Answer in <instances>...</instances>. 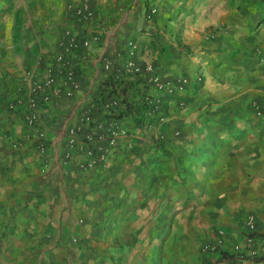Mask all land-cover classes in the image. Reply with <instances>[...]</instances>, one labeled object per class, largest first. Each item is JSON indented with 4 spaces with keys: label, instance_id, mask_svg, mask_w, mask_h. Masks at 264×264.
<instances>
[{
    "label": "crops",
    "instance_id": "obj_1",
    "mask_svg": "<svg viewBox=\"0 0 264 264\" xmlns=\"http://www.w3.org/2000/svg\"><path fill=\"white\" fill-rule=\"evenodd\" d=\"M81 2L0 0V264H227L249 213L257 255L240 264H264V38L258 49L236 26L216 30L190 0H91L100 40L72 55L80 85L29 125L9 104L56 68ZM129 39L159 74L189 82L166 97L159 140L129 112L106 165L83 168L87 144L64 156L68 129ZM218 229L222 252L204 251Z\"/></svg>",
    "mask_w": 264,
    "mask_h": 264
},
{
    "label": "built area",
    "instance_id": "obj_2",
    "mask_svg": "<svg viewBox=\"0 0 264 264\" xmlns=\"http://www.w3.org/2000/svg\"><path fill=\"white\" fill-rule=\"evenodd\" d=\"M73 15L77 21V30L74 31L71 27L64 29L60 40L61 50L55 55L56 68H46L33 83L27 101L17 98L9 104L10 109L21 112L29 125L38 123L43 103L49 102L61 92L71 95L75 87L80 85L79 72L72 61V55L89 50L94 41L100 40L98 29L94 27L98 22L91 0H82L74 9ZM102 68L106 73L104 86L77 114L74 124L68 129L64 149V156L69 159L74 147L79 145V150L84 151V145L87 144L88 149L84 152L86 159L79 163L87 169L99 163L105 166L119 141L128 136L130 131L122 119L129 112L136 113L138 118L142 117L144 127L147 130L153 129L152 134L159 140L160 127L167 118L164 109L166 97L172 94L175 86V90H183L189 82L187 77L181 76L176 85L170 78L159 74L152 60L138 56L133 39L127 40L125 48L118 50L114 57H105ZM60 76L62 77L59 78ZM58 79L68 83L67 87L53 88L59 87L56 84ZM256 114L262 115L260 108L256 109ZM40 144V149L44 151V143ZM245 225L243 239L225 250L224 260L227 264H240L246 256L257 255L253 246L256 231L254 213L248 214ZM217 233V242L204 244V251L222 252L225 230L218 229Z\"/></svg>",
    "mask_w": 264,
    "mask_h": 264
},
{
    "label": "rangeland",
    "instance_id": "obj_3",
    "mask_svg": "<svg viewBox=\"0 0 264 264\" xmlns=\"http://www.w3.org/2000/svg\"><path fill=\"white\" fill-rule=\"evenodd\" d=\"M189 6H202L203 17L211 21L210 25L216 30L219 26L238 27L241 37L249 39L253 48L259 49L258 41L264 38V0H190ZM149 16L145 13L141 19L149 20ZM212 32L216 33L215 29Z\"/></svg>",
    "mask_w": 264,
    "mask_h": 264
}]
</instances>
